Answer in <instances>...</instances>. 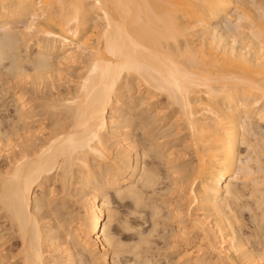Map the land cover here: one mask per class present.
<instances>
[{
    "label": "bare ground",
    "instance_id": "1",
    "mask_svg": "<svg viewBox=\"0 0 264 264\" xmlns=\"http://www.w3.org/2000/svg\"><path fill=\"white\" fill-rule=\"evenodd\" d=\"M0 264H264V0H0Z\"/></svg>",
    "mask_w": 264,
    "mask_h": 264
},
{
    "label": "rangeland",
    "instance_id": "2",
    "mask_svg": "<svg viewBox=\"0 0 264 264\" xmlns=\"http://www.w3.org/2000/svg\"><path fill=\"white\" fill-rule=\"evenodd\" d=\"M85 208H87V206H86L85 203H83V202L78 203V204L74 207V209L76 210V211L73 212V216H75V218H76V221L73 223L74 226H75L76 224H78V222H80V221L83 219V215H84V212H85ZM78 214H80L79 217H78ZM82 214H83V215H82ZM121 215H122V213L119 212L118 216H121ZM78 225H79V224H78ZM78 225H77L76 227H78Z\"/></svg>",
    "mask_w": 264,
    "mask_h": 264
}]
</instances>
